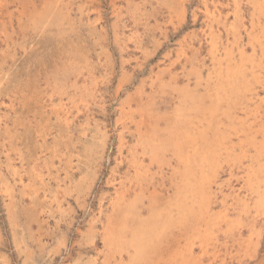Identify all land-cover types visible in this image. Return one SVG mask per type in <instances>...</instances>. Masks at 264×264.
<instances>
[{"label": "rangeland", "instance_id": "obj_1", "mask_svg": "<svg viewBox=\"0 0 264 264\" xmlns=\"http://www.w3.org/2000/svg\"><path fill=\"white\" fill-rule=\"evenodd\" d=\"M257 1L0 0V264H264Z\"/></svg>", "mask_w": 264, "mask_h": 264}, {"label": "bare ground", "instance_id": "obj_2", "mask_svg": "<svg viewBox=\"0 0 264 264\" xmlns=\"http://www.w3.org/2000/svg\"><path fill=\"white\" fill-rule=\"evenodd\" d=\"M91 1H92V0H91ZM232 1H233V0H232ZM234 1H235V0H234ZM241 1H242V0H241ZM249 1H250V0H249ZM256 1H257V0H256ZM262 1H263V0H262ZM260 2H261V1H260ZM260 2L257 1V3H260ZM237 3H238V2H237ZM240 3H241V2H240ZM252 3H253V2H252ZM257 3H256V4H257ZM181 4H182V3H181ZM229 4H230V3H229ZM234 4H235V3H234ZM82 5H83V4H82ZM86 5H87V4H86ZM252 5H253V4H252ZM254 5H255V4H254ZM257 5H258V4H257ZM238 6H239V5H238ZM255 6H256V5H255ZM82 7H83V6H82ZM253 7H254V6H253ZM262 7H263V6H262ZM61 8H62V7H61ZM79 8H80V7H79ZM83 8H84V7H83ZM221 8H222V7H221ZM255 8H256V7H254V9H255ZM219 9H220V8H219ZM238 9H239V8H238ZM256 9H257V8H256ZM259 10H261V9H259ZM205 11H206V10H205ZM255 11H256V10H255ZM255 11H254V13H255ZM209 13H210V11H209ZM254 13H253V14H254ZM256 13H258V12H256ZM229 14H230V13H229ZM251 14H252V13H251ZM253 14H252V15H253ZM260 14H261V13H260ZM260 14H259V15H260ZM210 15H211V14H210ZM215 15H216V14H215ZM215 15H214V16H215ZM255 15H256V14H255ZM257 15H258V14H257ZM257 15H256V16H257ZM243 16H244V15H243ZM252 17H253V16H252ZM210 18H211V17H210ZM215 19H216V18H215ZM257 19H258V18H257ZM262 19H263V18H262ZM206 20H207V19H206ZM213 20H214V19H213ZM260 21H261V20H260ZM260 21H258V22H260ZM262 21H263V20H262ZM251 22H253V21H251ZM242 23H243V22H242ZM251 24H252V23H251ZM234 25H235V24H234ZM263 25H264V23H263ZM263 25H262V26H263ZM255 26H256V25H255ZM262 26H261V27H262ZM230 27H231V26H230ZM228 28H229V27H228ZM233 28H234V27H232V30H234ZM255 28H256V27H255ZM244 29H245V28H244ZM259 29H260V28H259ZM259 29H257V30L259 31ZM237 32H238V31H237ZM237 32H235V34H237ZM250 33H252V32H250ZM259 33H260V32H259ZM205 35H207V34H205ZM208 35H209V34H208ZM216 35H217V34H216ZM237 35H238V34H237ZM239 35H240V34H239ZM262 35H264V33H263ZM241 36H242V33H241ZM241 36H238V37H241ZM251 36H252V35H251ZM209 37H210V36H209ZM238 37H237V38H238ZM261 37H262V36H261ZM207 38H208V37H207ZM211 38H212V37H211ZM233 38H234V37H233ZM213 39H214V38H213ZM225 39H226V38H225ZM243 39H244V38H243ZM205 40H206V39H205ZM226 40H227V39H226ZM239 40H240V39H239ZM239 40H238V41H239ZM240 41H242V40H240ZM205 42H207V41H205ZM214 42H216V40H215ZM243 42H244V41H243ZM201 43H202V42H201ZM201 43H200V44H201ZM207 43H208V42H207ZM217 43H218V41H217ZM220 43H222V42H220ZM226 43H227V42H226ZM235 43H236V42H235ZM235 43H233V44H235ZM239 43H240V42H239ZM213 44H214V43H213ZM242 44H244V43H242ZM218 45H219V44H218ZM239 45H240V44H239ZM226 46H227V45H226ZM240 46H241V45H240ZM246 46H247V45H246ZM254 46H255V45H254ZM209 47H210V46H209ZM242 47H243V46H242ZM215 48H216V47H215ZM243 48H244V47H243ZM235 49H236V48H235ZM240 49H241V48H240ZM262 49H263V48H262ZM223 50H224V48H223ZM233 50H234V49H233ZM208 51H209V50H208ZM255 51H258V49L255 50ZM259 51H260V50H259ZM214 52H215V51H214ZM233 52H234V51H233ZM243 52H244V51H243ZM235 53H236V52H235ZM257 53H258V52H257ZM257 53H256V54H257ZM216 54H217V53H216ZM222 54H223V53H222ZM263 54H264V53H263ZM209 55H210V54H209ZM220 55H221V53H220ZM247 55H248V54H247ZM260 55H261V54H260ZM216 56H218V55H216ZM235 56H236V55H235ZM220 57L222 58V55H221ZM254 57H255V56H254ZM256 57H257V56H256ZM256 57H255V58H256ZM260 57H261V56H260ZM257 60H258V59H257ZM226 61H227V60H226ZM236 62H237V61H236ZM223 63H224V62H223ZM263 63H264V62H263ZM237 64H238V62H237ZM203 67H204V66H202V68H203ZM227 67H228V66H227ZM262 67H263V66H262ZM247 68H248V67H247ZM248 69H249V68H248ZM256 71H257V70H256ZM259 71H260V70H259ZM242 72H243V71H242ZM255 73H256V72H255ZM246 74H249V73H246ZM246 74H245V76H246ZM250 74H251V73H250ZM262 75H263V74H262ZM211 78H212V77H211ZM239 79H241V78H239ZM206 80H207V79H206ZM207 81H208V80H207ZM239 83H240V82H239ZM243 83H244V82H243ZM253 83H254V82H253ZM253 83H252V84H253ZM221 93H222V92H221ZM257 93H258V92H257ZM227 94H228V93H227ZM210 95H211V94H210ZM259 101H260V100H259ZM189 102H190V101H189ZM244 103H245V101H244ZM244 103H243V104H244ZM255 103H256V102H255ZM255 103H254V104H255ZM191 104H192V103H191ZM246 104H247V103H246ZM250 105H251V104H250ZM252 105H253V104H252ZM247 106H248V105H247ZM254 106H255V105H254ZM260 108H261V107H260ZM238 110H240V109H238ZM242 110H243V109H242ZM243 111H244V110H243ZM261 111L263 112V110H261ZM259 112H260V111H259ZM205 113H206V112H205ZM219 113H220V112H219ZM252 113H253V112H252ZM234 114H235V113H234ZM247 115H248V113H247ZM262 116H263V115H262ZM251 117H252V116H251ZM258 117H259V116H258ZM230 118H231V117H230ZM230 118H229V119H230ZM241 118H244V117H241ZM261 118H262V117H261ZM248 119H249V118H248ZM255 119H256V118H255ZM253 120H254V119H253ZM249 122H251V121H249ZM259 123H260V122H259ZM237 124H238V123H237ZM244 124H245V123H244ZM246 124H247V123H246ZM246 124H245V125H246ZM234 125H235V124H234ZM238 125H239V124H238ZM238 125H237V126H238ZM257 125H258V124H257ZM251 127H252V126H251ZM256 127H257V126H256ZM263 127H264V126H263ZM148 128H149V127H148ZM193 129H194V128H193ZM244 129H245V128H244ZM255 129H256V128H255ZM191 131H192V130H191ZM239 131H240V130H239ZM241 131H242V130H241ZM150 132H151V131H150ZM237 132H238V131H237ZM147 133H148V132H147ZM233 134H234V133H233ZM159 136H160V135H159ZM210 136H211V135H210ZM252 136H254V135H252ZM146 137H148V136L146 135ZM154 137H155V135H154ZM243 137H244V136H243ZM235 140H236V139H235ZM155 141H156V140H155ZM258 141H259V139H258ZM226 142H227V141H226ZM148 143H149V141H148ZM237 143H238V142H237ZM251 143H252V142H251ZM153 144H154V145H158V146H160V145L162 144V140H161V139H158V140H157L155 143H153ZM257 144H258V143H257ZM257 144H256V145H257ZM235 148H236V147H235ZM256 148H257V147H256ZM152 149H153V148H152ZM222 149H223V148H222ZM179 150H180V147H179ZM228 150H229V149H228ZM181 152H182V151H181ZM197 152H198V151H197ZM235 152H236V150H235ZM233 153H234V152H233ZM222 154H223V153H222ZM193 155H194V153H193ZM154 156H155V155H154ZM189 158H190V157H189ZM182 160H183V158H182ZM195 160H196V159H195ZM183 161H185V160H183ZM260 161H261V160H260ZM262 161H263V160H262ZM189 162H190V159H189ZM258 162H259V161H258ZM186 163H188V157H187V159H186ZM196 163H197V162H196ZM181 164H182V163H181ZM197 164H198V163H197ZM199 164H200V162H199ZM199 164H198V165H199ZM190 165H191V164H190ZM193 165L196 166L195 164H193ZM231 165H232V164H231ZM247 165H248V164H247ZM240 166H241V165H240ZM251 166H252V165H251ZM213 168H214V167H213ZM248 168H249V167H248ZM252 168H253V167H252ZM243 169H244V168H243ZM237 172H238V171H237ZM202 173H203V172H202ZM233 173H234V172H233ZM250 173H251V172H250ZM212 176H213V175H212ZM243 177H244V176H243ZM203 179L205 180L206 177H204ZM207 180L210 181L209 178H208ZM207 180H205V181H207ZM243 180H244V179H243ZM202 183H204V181H203ZM229 184H230V183H229ZM207 187H208V186H207ZM233 189H234V188H233ZM246 189H247V188H246ZM189 191H190V190H189ZM203 191H204V190H203ZM207 194H208V193H207ZM236 195H237V194H236ZM248 195H249V194H248ZM248 195H247V196H248ZM252 195H253V194H252ZM261 195H262V194H261ZM247 196H245V197H247ZM248 199H249V198H248ZM124 200H125V198H124ZM241 200H242V199H241ZM210 201H211V200H210ZM239 201H240V200H239ZM228 202H229V201H228ZM228 202H227V203H228ZM248 202H249V201H248ZM222 203H223V202H222ZM245 203H247V202H245ZM223 204H224V203H223ZM231 204H232V203H231ZM239 204H241V203L239 202ZM241 205H242V204H241ZM248 205H249V204H248ZM255 205H256V204H254V207L256 208ZM252 206H253V205H252ZM227 207H229V206H227ZM241 207H242V206H241ZM232 208H233V207H232ZM242 208H243V207H242ZM247 208L250 209L249 207H247ZM252 208H253V207H252ZM230 209H231V208H230ZM243 210H244V209H243ZM243 210H242V211H243ZM250 210H251V209H250ZM256 210H257V208H256ZM174 211H175V210H174ZM218 211H219V210H218ZM218 211H217V212H218ZM220 211H221V210H220ZM220 211H219V212H220ZM244 211H245V210H244ZM263 211H264V210H263ZM209 212H210V210H209ZM226 213H227V212H226ZM226 213H225V214H226ZM253 213H254V212H253ZM243 214H244V213H243ZM246 214H247V213H246ZM241 215H242V214H241ZM244 215H245V214H244ZM244 215H243V216H244ZM255 215H257V214H255ZM259 215H260V213H259ZM222 217H223V216H222ZM225 218H226V217H225ZM227 218H228V217H227ZM229 219H230V218H229ZM234 219H235V218H234ZM237 220H238V219H237ZM234 221H236V219H235ZM217 222H218V221H217ZM224 222H225V221H224ZM229 222H230V221H229ZM232 222H233V221H232ZM113 223H114V222H113ZM234 223H235V222H234ZM229 224H230V223H229ZM239 224H240V219H239ZM230 226H231V225H230ZM234 226H235V225H234ZM239 226H240V225H239ZM225 227H226V226H225ZM231 227H232V226H231ZM227 228H228V227H227ZM226 230H227V229H226ZM123 234H124V233H123ZM113 235H114V234H111V235L109 234V238H108V239H110L111 236L114 237ZM124 238H125V237H124ZM111 239H112V238H111ZM125 240H126V239H125ZM125 240H124V241H125ZM125 242H126V241H125ZM183 248H184V247H183ZM126 249H127V248H126ZM184 249H185V248H184ZM187 250H188V248H187ZM188 251H189V250H188Z\"/></svg>", "mask_w": 264, "mask_h": 264}]
</instances>
